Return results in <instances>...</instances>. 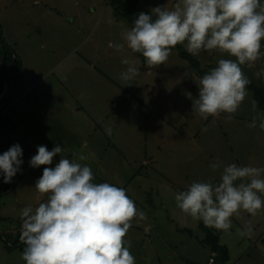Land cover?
<instances>
[{
    "label": "rangeland",
    "instance_id": "obj_1",
    "mask_svg": "<svg viewBox=\"0 0 264 264\" xmlns=\"http://www.w3.org/2000/svg\"><path fill=\"white\" fill-rule=\"evenodd\" d=\"M175 2L143 0L141 6L171 8ZM0 23L5 40L26 63L24 80L22 76L0 81V95L9 89L7 98L0 99V111L7 114L0 118V126L6 127L0 155L19 145L20 170H25L39 146L51 151L60 144L69 154L62 152L47 167L54 168V161L61 157L84 155L87 159L77 162L88 165L98 175V183L123 188L136 208L147 207L161 227L157 231L145 225L149 240L142 246L126 234L135 264H208L212 250L204 243V223L182 213L169 221L179 209L174 208L170 188L178 194L194 182L218 183L223 167L232 163L264 167V129L260 128L264 109L253 90L247 86V95L231 121L225 119L227 113L202 119L192 112V104L203 76L194 73L177 50L163 65L148 69L142 54L126 47L121 54L109 47L110 42L123 43L122 33L133 26L116 14L109 0H0ZM124 58L134 61L140 71L132 81L120 78L128 67L121 63ZM195 58L211 70L220 59L235 60L215 50H202ZM3 67L0 58V75ZM241 67L251 83L264 90V77L255 74L264 67V57L253 69ZM9 107L15 110L13 115L8 114ZM253 119L256 126L249 127ZM32 144L33 150L25 154ZM214 163L221 167L213 171ZM2 184L7 190L0 193V214L14 216L24 205L43 202L35 183L28 185V192L25 183ZM249 220L252 234L239 235ZM11 221L10 227L15 228L19 219ZM231 221L237 234L211 228L222 244L230 242V259L236 264H264V208L256 217L242 212ZM168 225L173 234L166 231ZM144 228L140 227L143 232ZM159 235L163 241L156 240ZM238 239L241 243L236 245Z\"/></svg>",
    "mask_w": 264,
    "mask_h": 264
},
{
    "label": "clouds",
    "instance_id": "obj_2",
    "mask_svg": "<svg viewBox=\"0 0 264 264\" xmlns=\"http://www.w3.org/2000/svg\"><path fill=\"white\" fill-rule=\"evenodd\" d=\"M38 3L39 0H36ZM122 33L123 43H109L121 54L125 47L144 57L148 69L163 65L177 45H184L192 56L202 50L228 54L217 66L199 78L198 98L192 112L202 119L227 113L231 121L247 95L250 80L241 66L256 67L264 57V4L261 0H176L143 12ZM186 42V43H185ZM127 69L120 75L128 82L140 75L135 62L124 58ZM264 77V67L255 73ZM190 95V94H189ZM255 119L249 127H255ZM264 129V122L260 124ZM111 134V130L108 129ZM64 149L57 144L51 151L39 146L30 167L45 166L35 182L38 198L46 197L35 210H21L20 240L25 245L21 258L26 264H135L126 234L137 218L146 214L136 208L126 191L109 183H95L91 168L77 161L87 159L73 154L60 158L55 167H47ZM22 149L14 145L0 155L3 182L11 183L23 163ZM210 167L215 171L219 163ZM264 167H223L220 181L194 182L186 191L175 195L176 206L206 227L228 232L231 218L242 212L256 217L264 208ZM249 220L241 236L252 234Z\"/></svg>",
    "mask_w": 264,
    "mask_h": 264
},
{
    "label": "trees",
    "instance_id": "obj_3",
    "mask_svg": "<svg viewBox=\"0 0 264 264\" xmlns=\"http://www.w3.org/2000/svg\"><path fill=\"white\" fill-rule=\"evenodd\" d=\"M109 1L114 7L116 14L125 18L131 24L138 17L139 13L143 12L145 14H150V10L143 9L140 7V0H130L129 2H126L124 0ZM0 43V58L2 59L4 64L3 72L0 75V81L2 83H5L6 81H16L17 79L22 77L23 63L14 51V48L5 40L2 32L1 23ZM172 50H177L180 53L181 58L189 63L190 69L198 76H204L205 74L211 71L210 66L202 67L200 61L191 54H189L185 50V47L183 45H177ZM248 87L253 90L256 101L258 102L259 106L264 109V90L256 87L253 83H251V81ZM14 112L15 110H13V114ZM4 116L5 115L1 116V118ZM19 221V229L13 232V234L11 233L12 235H10V239H8L9 235L7 236L6 244L9 250L19 249L21 250V252H23L25 245L20 240V229L22 221ZM201 228L204 229V231L207 233V238L204 240V243L209 245L213 252L211 258H215L214 264H229L230 251L226 245L221 243L220 236L215 233L213 229L206 227L204 224L201 225ZM10 240H12L13 242H10Z\"/></svg>",
    "mask_w": 264,
    "mask_h": 264
},
{
    "label": "crops",
    "instance_id": "obj_4",
    "mask_svg": "<svg viewBox=\"0 0 264 264\" xmlns=\"http://www.w3.org/2000/svg\"><path fill=\"white\" fill-rule=\"evenodd\" d=\"M141 3H143V0H140V7L142 8ZM261 3L264 4V0H261ZM21 61H22L23 65H24L23 66V71H24L25 70L26 63H25V61L23 59H21ZM22 76H23V80H24V73H22ZM8 91H9V89H8ZM8 91L7 92H3L0 95L1 102H2V100L4 101L7 98ZM64 96H65V94H64ZM65 98H67V96H65ZM95 124H97V123H95ZM5 133H6V127L5 126H0V149L2 148V138L1 137H3ZM28 148H31V149H29L28 151L27 150L24 151V152H27V153H25L27 155H28L29 152H31L33 150L34 144L28 146ZM63 152L66 153V154H68L66 150H64ZM67 156H69V154ZM54 159H56V158H54ZM56 162H58V161H54V164H56ZM44 167L45 166H40L38 168H34L33 169L32 167H30V163H29L26 166L25 170H20L19 172H17V174L13 177L11 184H16V183L22 184V183H25L26 184V187H27L26 188L27 189L26 191L28 192L29 191L28 185L35 183L39 179V176H42ZM31 168H32V171H30L27 175H25L26 174L25 172L28 171ZM3 179H4V175H3L2 172H0V193L3 192L4 189H6L3 186V184H2ZM98 180H99V177L96 174V176H94V182L95 183H98ZM148 189H149V187L146 186L142 190L141 202L143 204L147 201L146 200V197H147V191H148ZM170 190L172 191V195L175 196L176 195L175 189L173 187H171ZM45 200H46V197H40V201H43L44 202ZM26 206H31V205H24V207H26ZM37 206H35V207L34 206H31V207L35 210V208ZM4 207H5V204H3V208ZM174 208H178V207L175 205ZM0 210H1V207H0ZM139 211H143L146 214V219L139 220L137 218L136 220H134L133 223H132V227L128 231L127 237L129 239L134 238L135 240L139 241L141 243V246H142L143 243H146L149 240V237L147 235L148 233H147L146 229L144 228V226L148 224L146 226L147 229H148V227L151 226L153 229H156L157 231H159L158 229H160L161 227H160V225L158 226L156 224V221L154 220L153 213H151V211H148L147 207H143L142 206ZM20 213H21V211L19 213L15 214L14 216L7 215L4 212H3V214H0V261L2 263H8V264H26V262L23 261L22 258H21V255H22L21 250H19V249L9 250L7 248V244H6L7 236L9 235V239H10V235H12L13 232H15V231H17L19 229V222L20 221L18 222V224L16 225L15 228H12V226L10 227V224H12L11 219H16V221L18 219L21 220L20 219ZM180 213H182V211L180 209H177L175 211V217H173L171 215V217H173V218H169L170 215L168 214L167 216L169 218V221L170 222H173L174 221L173 220L174 218L175 219H179ZM182 214H184V213H182ZM184 215H186V214H184ZM142 225H143V228H144V230L146 232L145 231L143 232V230L140 229V227H142ZM238 227H240V226H238ZM236 228H237V226H235V227L232 226V228L230 229L231 232H235L237 234ZM165 229H166L167 232L173 234V229H172L171 226L168 225V226L165 227ZM185 230H187V229H184V232H185ZM137 231H139V233ZM6 234H7V236H6ZM12 237H14V236H12ZM155 238H156V240L163 241V239H162V237H160V235L159 236H155ZM262 241L264 243V237H263ZM10 242H13V241L10 240ZM224 242L225 243H223V244L226 245L227 247L230 245V242H228L226 240ZM235 243H236V245H239L241 243V239H238V241L235 242ZM248 253L249 252L247 251L246 252V255H248ZM212 254H213V252H210L209 255H208V263H209V260H210V258L212 256ZM262 257L264 258V253H262ZM229 264H236V262L234 260H232V258H231L230 261H229Z\"/></svg>",
    "mask_w": 264,
    "mask_h": 264
},
{
    "label": "built area",
    "instance_id": "obj_5",
    "mask_svg": "<svg viewBox=\"0 0 264 264\" xmlns=\"http://www.w3.org/2000/svg\"><path fill=\"white\" fill-rule=\"evenodd\" d=\"M8 110H7V112H8V114L9 115H12L13 114V108L11 107H9V108H7ZM3 115H7V114H3L2 112H0V118H1V116H3ZM20 232H21V229H20ZM215 263V258L214 257H212L211 259H210V262H209V264H214Z\"/></svg>",
    "mask_w": 264,
    "mask_h": 264
}]
</instances>
